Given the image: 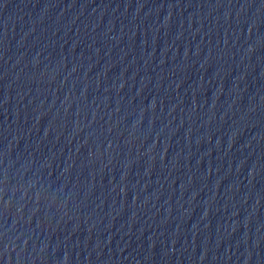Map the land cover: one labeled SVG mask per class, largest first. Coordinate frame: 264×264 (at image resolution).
<instances>
[{
	"label": "water",
	"instance_id": "1",
	"mask_svg": "<svg viewBox=\"0 0 264 264\" xmlns=\"http://www.w3.org/2000/svg\"><path fill=\"white\" fill-rule=\"evenodd\" d=\"M0 264H264V0H0Z\"/></svg>",
	"mask_w": 264,
	"mask_h": 264
}]
</instances>
